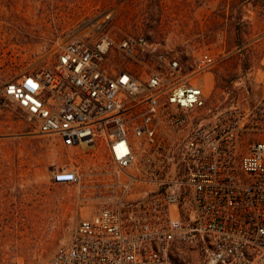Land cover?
<instances>
[{
  "label": "built area",
  "instance_id": "obj_1",
  "mask_svg": "<svg viewBox=\"0 0 264 264\" xmlns=\"http://www.w3.org/2000/svg\"><path fill=\"white\" fill-rule=\"evenodd\" d=\"M107 20L2 90L39 134L106 155L101 173L54 172L89 211L43 264H264V59L213 106L207 78L229 54Z\"/></svg>",
  "mask_w": 264,
  "mask_h": 264
},
{
  "label": "rangeland",
  "instance_id": "obj_2",
  "mask_svg": "<svg viewBox=\"0 0 264 264\" xmlns=\"http://www.w3.org/2000/svg\"><path fill=\"white\" fill-rule=\"evenodd\" d=\"M107 16L104 32L119 37L142 34L179 51L229 54L207 78L213 106L240 72L264 59V0H0V264L45 263L87 216L86 191L54 183L56 170L106 168L104 151L85 153L39 134L2 90L57 47L97 31Z\"/></svg>",
  "mask_w": 264,
  "mask_h": 264
}]
</instances>
